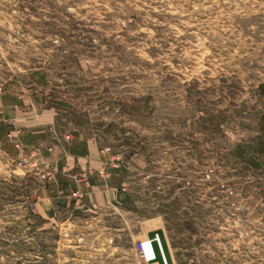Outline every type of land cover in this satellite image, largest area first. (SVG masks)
I'll return each instance as SVG.
<instances>
[{"label": "rangeland", "instance_id": "obj_1", "mask_svg": "<svg viewBox=\"0 0 264 264\" xmlns=\"http://www.w3.org/2000/svg\"><path fill=\"white\" fill-rule=\"evenodd\" d=\"M0 264H264V0H0Z\"/></svg>", "mask_w": 264, "mask_h": 264}, {"label": "built area", "instance_id": "obj_2", "mask_svg": "<svg viewBox=\"0 0 264 264\" xmlns=\"http://www.w3.org/2000/svg\"><path fill=\"white\" fill-rule=\"evenodd\" d=\"M154 240H158L160 242V237L157 236ZM141 254H142V257L145 258L147 261H151V260L155 259V258H152L148 254L147 247H146V243H142L141 244Z\"/></svg>", "mask_w": 264, "mask_h": 264}]
</instances>
